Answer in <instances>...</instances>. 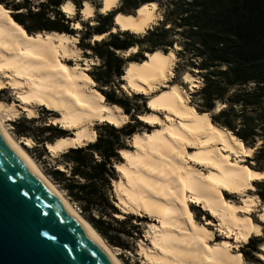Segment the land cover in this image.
Segmentation results:
<instances>
[{
    "label": "bare ground",
    "instance_id": "1",
    "mask_svg": "<svg viewBox=\"0 0 264 264\" xmlns=\"http://www.w3.org/2000/svg\"><path fill=\"white\" fill-rule=\"evenodd\" d=\"M118 2L103 0L102 10L107 13ZM156 9L157 2H151L142 5L136 15L119 13L115 26L137 34L144 33L160 17ZM62 10L71 16L75 14V7L70 1L62 5ZM9 13L10 10L0 4V70L9 71L12 84L17 88L21 86L19 98L25 104L35 103L57 110L61 114L58 119L62 127L74 131L73 136L48 143L52 155L58 156L70 147L95 141L97 133L93 125L97 121L116 127L128 121V115L121 107L102 102L101 93L93 88V82L83 72L93 61L86 60L88 67L81 68L78 59L82 57V49L77 48L75 35L57 32L29 34L10 18ZM92 13L93 8L86 4L83 15L89 18ZM75 26L80 27V23ZM102 37L99 35L96 39ZM70 58L76 61L75 66L63 64ZM176 58L173 50L165 53L158 49L148 53L143 62L126 65L122 76L125 86L132 92L152 95L148 106L153 112L139 117L151 125L157 121L162 125L152 133L134 134L133 148L120 150L124 161L116 165L119 180L114 184V192L125 207L154 214L164 224L154 237V245L162 252L146 254L153 264H173L172 261L176 264H243L241 255L232 253L228 242L216 246L202 242L213 234L192 218L188 205H202L218 218L222 228L235 231L238 242H247L254 233H262L261 224L254 223L249 217L257 211L259 200L244 198V204L237 206L223 198L221 189L244 193L253 187L252 181L264 179V171L241 164L238 158L249 156L250 148L230 130L215 124L209 113L199 112L191 105L181 86L173 85L169 91L156 93V89L171 78ZM184 77L191 88L195 86L192 76L185 74ZM0 110L8 117L15 113L14 105L1 101ZM160 111L166 113L168 122L158 118L156 113ZM29 114L33 115V110ZM2 120L0 118V131L29 168L114 263L122 264L105 240L80 216L67 196L54 186L30 154L13 139ZM189 146L195 147V151L188 154L190 161H187L185 155ZM198 165L206 167L208 172L199 169ZM257 214L264 222V204ZM172 227L185 232H177Z\"/></svg>",
    "mask_w": 264,
    "mask_h": 264
},
{
    "label": "trees",
    "instance_id": "2",
    "mask_svg": "<svg viewBox=\"0 0 264 264\" xmlns=\"http://www.w3.org/2000/svg\"><path fill=\"white\" fill-rule=\"evenodd\" d=\"M67 1L75 4L74 17L62 10ZM85 1L96 3V0H0V4L10 10L13 21L29 34L80 33L77 46L85 56L101 60L90 76L104 95L102 102L121 107L130 121L120 127L100 123L95 141L70 147L56 158L54 165H49L47 172L97 233L109 244L129 250L130 243L123 236L134 237L127 227H131V220L140 217L130 214L125 219L117 218L119 209L115 206L113 183L118 179L116 164L122 161L120 150L128 148V139L148 125L138 118L144 113L140 103L132 104L114 87L117 82L122 83L128 62H143L146 53L158 49L165 53L175 50L179 61L174 79L189 70L202 80L192 93V104L199 112H211L215 124L232 131L247 146L255 147L260 138L263 142L249 159L254 161L249 166L264 171V0H120L107 13H100L101 5H95L97 12L92 18L96 24H90L92 18L80 20ZM151 2L159 3L163 18L146 32L113 31L118 13L134 14ZM76 21L81 28L72 27ZM105 34L91 41L95 35ZM133 47L138 50L129 58L120 55ZM142 96L134 94V99ZM142 104L148 112L146 101ZM218 105L222 107L216 111ZM36 121L22 117L13 125L17 136L33 137L41 145L38 147H42V153L47 152L46 143L67 136L68 131L58 125L33 126ZM255 185L264 202V179ZM260 243H263L260 236H251L241 247L246 261L263 263L257 256L263 253Z\"/></svg>",
    "mask_w": 264,
    "mask_h": 264
},
{
    "label": "rangeland",
    "instance_id": "3",
    "mask_svg": "<svg viewBox=\"0 0 264 264\" xmlns=\"http://www.w3.org/2000/svg\"><path fill=\"white\" fill-rule=\"evenodd\" d=\"M101 1L103 2V0H96L95 5H100V2ZM70 2L75 7V4L72 1H70ZM90 3L91 2H89V1H85L83 8L86 6V4H89L92 7V5ZM158 7H159V3L157 2V9H156V11H157V15L160 16V17L157 20L154 21V24L157 23L160 19L163 18V10L162 9L159 10ZM83 8L80 11V13H82V15H83ZM75 9H76V7H75ZM108 11H110V9H108ZM76 12H77V9L75 11V14H76ZM96 12H95V14L92 13V15L89 18H86L85 16H84L85 17L84 18V17L81 16L80 17V20H83V21H86L87 20L88 21V19H90V18H92V17H94L96 15ZM100 13H105V12H104V10H101ZM75 14H73L72 16L70 14H68V15L70 17H74ZM134 14L136 15L137 12H135ZM9 16L13 20V18H12V16H11L10 13H9ZM90 20H91V23L90 24H96V21H95L94 18H92ZM115 21H116V18H115L114 22ZM14 22H16V21L14 20ZM77 22L78 21L73 22L72 27H74V28H81L82 26H81V23L80 22H78V23H80V27H76L75 26ZM152 25L150 27H152ZM147 28H149V27H147ZM114 29L115 30H117V29L122 30L120 27H116ZM80 35H81L80 33H77L75 35L77 37V39H78V41L76 42V46H77V44L79 42ZM98 36L99 35H95L92 38L91 41H93V40H99V39H96ZM105 36H107V35L106 34L103 35V37H105ZM77 48L78 49H81L78 46H77ZM133 48H131L132 50L129 53H127V51H128L127 50V51H125L126 53L124 52V53H121L120 55H123L124 58H129L130 56H132L138 50L137 47H133ZM176 48H179V46L176 47ZM173 51L175 53V50H173ZM89 53H90V51H89ZM81 55H82V57L80 59H78L79 60V63L82 66L81 68L88 67L86 60H88L90 63H92V61H93V63H94V64L92 63L90 65V67L86 68L83 72L89 76V78L93 82L92 83L93 84V88L96 89V87H95L96 83L93 80V78L90 76V71L93 70V68L96 65H99L101 63V60L98 59L97 57L93 56V55L85 56L83 50L81 52ZM146 55H147V58H148V53H146ZM176 57H177V55H176ZM90 59H92V60H90ZM68 60H66L65 62H63V64L69 65L71 67L72 66H75V62L76 61H74V59L70 58V60L69 61ZM178 61H179V58L177 57L176 60H175V64H173V69H172V72L173 73L171 75V78L169 80H167L166 84H163V85L160 86V88L156 89V93H161V92L169 91L173 85H179V86H181V88L183 89V91L185 92V94L187 95V97L189 98V103L191 105H193L192 104V100H193L192 93L195 91L196 88H198L201 85L202 80H201V78L199 76L191 73L189 70L185 71L182 75L178 76V79H174V77L176 76L174 69H175V66L177 65V62ZM130 62H134V61H130ZM130 62H128V64ZM128 64H127V66H128ZM80 70H82V69H80ZM185 74H188L189 76H192L193 82L196 81L194 87L191 88L190 87V83H187L185 81V77H184ZM121 79H123V77ZM12 80L13 79H12V76L10 75L9 71H2V70H0V101L1 102H4L6 104H9V105H14V110H15L14 111L15 113L13 115L9 116V117L6 116L5 113H3V111L0 110V118L3 119L2 120L3 121V124H4L5 128L7 129V131L10 133V135L13 137V139H15V141L17 140V142L20 144V146L22 148H24L30 154V156L33 158V160L39 166V168L44 173V175L48 179L51 180V182L54 184V186L60 192H62V194L65 195V192L59 187V185L57 183H55L50 178V176L48 175V172H47L48 169L50 168L49 165H51V166L54 165L56 163V158L59 155L58 156H54V155H52V153L50 151L48 153V150L49 149L48 150L46 149L47 150L46 153H42V147H38V146H41V145L40 144H37V142H35V140L33 139V137H31V136H28V137L27 136H17L16 133H15V130H14L15 126L13 125V122L19 121V119L22 120V117H26L27 119H29V118H36L37 119V121L33 123V126H40V125L43 126V125H46V124H53V125H58L62 129H65V128L62 127V124H61V122H59V119H58V118L61 117V114L57 110H51V109L47 108L45 105H39V104H35V103H33V104H30V103L25 104L19 98V92L21 91V88H20L21 86L19 88H17V86H15V85L12 84V82H13ZM125 85H126V81L122 80V83L119 84V82H117V87H114V88L117 90V93L119 95L128 97L130 99V101H131L132 104L137 103V102L140 103V105H141V111L144 112L143 114H141V116L142 115L151 114L153 111H152L151 108H149L148 102L151 99L152 95H146V94L140 92L141 94L144 95V97L143 96L142 97H136L134 99V94H137V92L139 93V91H133L132 92ZM22 87H24V86H22ZM103 97H104V95H103ZM102 100L104 101V98ZM144 100L146 101V107H148V109H149L148 112H146L147 109L145 108V106H142L143 105L142 103H143ZM221 107L222 106L218 105L216 111L220 110ZM29 109L30 110H33V112H34L33 115L29 114V111H30ZM48 110L51 111V112H49ZM122 111H123V109H122ZM208 113L210 114V117H211V112H208ZM156 114L158 115V118L160 120L165 121V122L167 120V122H168V119L166 117V113L165 112L160 111V112H157ZM129 121H130V117L128 115V121L127 122H129ZM100 123H103V122L97 121L93 125V129L95 131H96L97 126ZM144 123H146V122H144ZM22 124H23V121H22ZM146 124L148 125V127H145L144 131L143 132H139V133H143V134L144 133H146V134L147 133H152L154 130L160 129L161 128V125H162V123H160L159 121H157V123L152 124V125L149 124V123H146ZM66 130L68 131L67 132V136H73L74 135V131L73 130H68V129H66ZM132 137L130 139H128V141H127L128 148H125V149H132L133 148ZM262 142L263 141L259 138L257 140V143H256V146L255 147L247 146L243 142L245 146H247V147L250 148V151H249V154H250L249 156L250 157L248 155H246V156L245 155L244 156L243 155L240 156L238 159L239 160L241 159L240 160L241 161V164L250 167L249 166V163H254V161H251L249 159H252L253 158V155H254V153L256 151L255 149L258 146H260V144ZM48 143H46L47 146H48ZM46 144L44 146H46ZM219 147L221 148L220 145H219ZM44 148H46V147H44ZM194 148L195 147H193V146H189L188 147V153L185 155V159L187 161L188 160L190 161V159L188 158V154H193L194 151H195ZM121 158H122V156H121ZM234 159H235V156L232 155V160H234ZM123 161L124 160L122 158V161L120 163H122ZM120 163H118V164H120ZM60 166H61V168L64 167V165H60ZM198 168L201 169L202 171L206 172V173L208 172L207 171L208 169L206 167H204V166L198 165ZM118 177H119V175H118ZM118 180H119V178L117 180H115L114 183H113V192H114V184ZM257 181H261V180H254V181H252L253 187H249L248 189H246V191H245L246 193L245 192L244 193H241V194H239V193H231V192H229L227 190H224V189H221V193H222L224 199H227V200L231 201L233 204H235L237 206H242L244 204L243 203V199L244 198L246 199L248 197H252V198H255L257 201L259 200L258 201V207L256 209L257 211L252 212V214H250L249 217L251 218V220L254 223L261 224V226H262V233L260 235H255V233H254V235L253 234L252 235L253 236H260V238L263 239V243H260L259 244V247L261 248V250L263 251V253H260V254L257 255L259 257V259L262 260L263 263L246 261L245 258H244V256H243V252L241 251V247L244 244H246L248 241L247 242H241V241L238 242L237 239H236L235 231L234 232H230V231L222 228L221 225H220V221L218 220V218L215 217V216H213V215H211V213L208 210H206L205 208H203L202 205L199 206V205H196L194 203H189V205H188L189 209L191 210L192 216H193L192 218L195 221H197L199 224H201L202 226H204L205 228H207L209 230V232H210L211 235L213 234L212 235L213 237L212 236H209L207 239L206 238L203 239L202 242H206V243L208 242L209 244H211L213 246H216L218 244H222L224 241L228 242V244L231 247L232 253H236L237 255H239V254L241 255V257H242V263L243 264H264V250L262 249V245L264 244V222L261 221L260 217L257 214L262 209V205L264 204V202L262 201V199L260 198V196L257 194V187L255 185ZM114 194H115V192H114ZM114 197L116 199L115 200V206L119 209V215H117V218L119 220L125 219V217H127V215H130V214L135 215V217L136 216H139L140 217V220L139 219H137V220L136 219L135 220H131V223H129L131 225V227H127V229L129 231L133 232L134 237L133 238H127V237L123 236V239H128V241L130 243L129 250H124V249H121L120 247L113 246V245L109 244L104 239V237H102L99 233H97V231H96V233L98 234V236L100 235L105 240V242L107 243V245L116 254L117 258L119 259V261L122 264H147V263L148 264H153L150 261V259L147 258L148 255H146V254L157 255L158 253H161L162 252L159 248H157L154 245V237H155V235H157L158 233H160V231H161L160 228L161 227H162V229L164 228V224H162L161 220L156 215L150 214L149 212H145V211L142 212V210H138V211L136 210L135 211V209H131V208L125 207L124 203L118 197H116V194L114 195ZM68 200L74 206V208L78 211V213L80 214V216L83 217V215H82L80 209L77 207V205L75 203H73L69 198H68ZM258 209H259V211H258ZM240 213H243V212L241 211ZM129 224H127L126 226H129ZM172 229H174V228L172 227ZM174 230L177 231V232H185L184 230H180L179 228H175ZM186 232H188V231H186ZM189 232H191V231H189ZM172 263L173 264H176L173 261H172Z\"/></svg>",
    "mask_w": 264,
    "mask_h": 264
},
{
    "label": "water",
    "instance_id": "4",
    "mask_svg": "<svg viewBox=\"0 0 264 264\" xmlns=\"http://www.w3.org/2000/svg\"><path fill=\"white\" fill-rule=\"evenodd\" d=\"M0 264H115L1 131Z\"/></svg>",
    "mask_w": 264,
    "mask_h": 264
},
{
    "label": "crops",
    "instance_id": "5",
    "mask_svg": "<svg viewBox=\"0 0 264 264\" xmlns=\"http://www.w3.org/2000/svg\"><path fill=\"white\" fill-rule=\"evenodd\" d=\"M118 3H119V2H118ZM118 3L116 4V6L118 5ZM90 4L92 5V7H93V9H94V10H93V13L95 14V12L97 11V9H96V7H95L92 3H90ZM100 5H101V7L98 9L99 11H101V10H102V7H103V2H102V1L100 2ZM116 6L114 5L113 7L110 8V10L113 9L114 7H116ZM75 11H76V9H75ZM67 15H68V14H67ZM68 16H69V15H68ZM81 16L84 17V15H82V13H81ZM115 18H116V16H115ZM174 64H175V62H174Z\"/></svg>",
    "mask_w": 264,
    "mask_h": 264
}]
</instances>
